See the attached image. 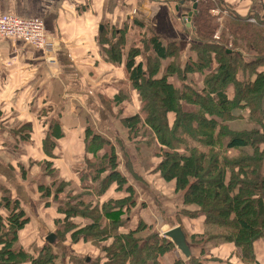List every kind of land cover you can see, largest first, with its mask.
I'll list each match as a JSON object with an SVG mask.
<instances>
[{"label": "trees", "instance_id": "16d2710c", "mask_svg": "<svg viewBox=\"0 0 264 264\" xmlns=\"http://www.w3.org/2000/svg\"><path fill=\"white\" fill-rule=\"evenodd\" d=\"M221 3L198 0L190 42H162L149 33L141 35L142 49L151 54V58L144 54L143 61H138L141 48L128 47L121 53L124 27L100 39L108 44L110 62L124 59L126 79L138 99L137 112L119 119L118 110L115 117L129 138L145 139L143 147L157 159L150 172L172 182L174 192L181 195L185 207L176 217L202 222V231L189 236L178 222L189 250L195 244L200 247L185 263L172 264H231L233 257L238 264H260L256 248L264 235V14L242 17L228 7L222 9ZM215 8L227 11L217 41L213 35L218 17L211 14ZM163 62L167 63L163 66ZM111 102L106 100L103 106L110 114ZM240 111L246 112L245 120ZM237 120L245 121L243 131L229 128L228 123ZM53 134L49 129L42 141L48 158L55 157L50 152ZM85 135V169L76 172L80 173L77 186L57 180L51 162H42L51 184L37 183L40 198L69 189L66 200L54 205L57 229L45 236L41 247L31 248L32 253L19 239L29 219L10 191L0 186V209L6 211V216L0 214V264H56L59 257L70 264H163L162 257L173 251V242L159 235L141 214L146 205L138 202L135 188L116 169L114 150L103 151V145H110L107 139L93 135L90 128ZM152 137L157 142L154 149L147 142ZM231 151L239 155L231 157ZM113 185L124 196L100 202ZM49 206L46 203L45 208ZM59 235L72 244H89L91 252L103 253L104 259L64 258L67 252L56 253L47 240ZM206 244L215 250L231 244L234 250L226 259L211 253L207 260L203 258L209 251H204Z\"/></svg>", "mask_w": 264, "mask_h": 264}, {"label": "crops", "instance_id": "0c3cea01", "mask_svg": "<svg viewBox=\"0 0 264 264\" xmlns=\"http://www.w3.org/2000/svg\"><path fill=\"white\" fill-rule=\"evenodd\" d=\"M182 1L0 0V15L40 20L51 47L49 51H42L22 40L0 38V186L10 191L11 197L19 202L29 219L19 232V239L31 253V248L41 247L45 241L44 225L50 227L53 219L59 217L52 201L41 199L37 191L36 185L40 179L42 183L49 181L51 184L48 171L43 170V161L51 162L57 180L79 184L80 173L76 172L85 169L83 140L86 128H90L93 135H102L112 145L116 144L114 153L119 159V149L126 158L133 151L139 155L145 154L142 153L145 148L132 147L130 143L135 140L130 141L127 130L119 120L138 110L137 96L131 90L123 69L124 59L119 64L107 59L108 44H101L104 41V38L100 40L101 35L109 37L112 31L119 32L124 27V45L126 41L129 42L130 33L134 30L135 37L149 33L162 42H190L193 28L186 27L182 15L191 10L192 2L181 4ZM221 1L222 9L228 7L242 17H261L264 14V0ZM213 10L222 13V16L212 14V17H218L219 26L215 33L220 35L227 11L221 12L218 8ZM187 47L185 54H188ZM121 53L126 51L122 49ZM141 60H144L142 55L138 57V61ZM228 93L231 97V87ZM106 100L113 101L111 114L103 107ZM116 109L121 113L119 119L114 117ZM124 109L131 112L125 114ZM245 113L240 111L244 120ZM49 129L54 132L53 146L50 148L54 158H48L43 150L42 141ZM122 136L125 137L124 142ZM136 139L143 138L140 136ZM140 161V164H145L143 157ZM148 161L151 166H155L157 159L151 156L146 159ZM121 166L118 163V171ZM151 166H146L144 171L151 169ZM130 167V175L138 174L135 170L142 171L132 164ZM146 174L153 173L149 171ZM127 181L134 187L128 178ZM143 182L148 183L146 179ZM27 186L31 189L30 193ZM136 192L140 201L139 193ZM121 196L124 195L117 193L113 185L99 199L104 202ZM46 203L50 204L48 208L44 207ZM28 206L35 207L37 212ZM0 214L6 216V211L0 209ZM182 219L188 236L202 231L200 219ZM223 249L232 253L234 246L226 244L218 250ZM54 250L56 253L59 251L56 248ZM89 250H93L89 244L80 242L77 247L65 248L63 251L67 253L64 258ZM193 250L190 248L191 256L196 254ZM213 251L209 250L203 258L218 252ZM256 255L259 263L264 264V237L257 242ZM61 259L59 257L56 264H70ZM174 260L183 263L188 260L175 245L173 251L162 257L161 261L163 264H172ZM229 262L238 264L234 257Z\"/></svg>", "mask_w": 264, "mask_h": 264}, {"label": "rangeland", "instance_id": "374dc122", "mask_svg": "<svg viewBox=\"0 0 264 264\" xmlns=\"http://www.w3.org/2000/svg\"><path fill=\"white\" fill-rule=\"evenodd\" d=\"M219 14L221 15L222 13L219 12ZM249 22H253V21H249ZM191 26H192V22H191ZM134 31H131L130 40H129V42L126 41V44H125L126 47H125V45L124 46L121 45V46H123V50L127 51L129 46H131L133 48V50L141 48L140 51H141V53H143L142 56L144 58H145L144 54H146L147 57L151 56V54L149 52H145L144 49H142V46H141V43H140V41H142L141 38H143V36H141V35H143L142 31H141L142 34L139 37H135L136 36V30H134ZM138 47H140V48H138ZM149 58H151V57H149ZM166 63L167 62H163L162 65L164 66ZM179 87H180V84H179ZM124 112H126L125 114H129L131 111L127 112L126 109H124ZM116 115H117V109H116L115 116ZM115 118L117 119V117H115ZM169 118H171V116ZM228 126L233 131H243L241 129H245L247 125H246L244 120H237V121H232L231 123H228ZM138 137H140V136H138ZM122 138H123V136H122ZM124 138L122 139L123 142H124ZM129 139H130V141L131 140H135V142L131 141V143H130V144H132V147H137V145L143 147V145L145 144L143 142V139L138 140L139 138L136 139L134 137H130ZM147 142H148L150 148L154 149V148L157 147V142H155V138L154 137L149 138ZM111 143H110L111 146L110 145L109 146L103 145L102 146L103 151H106V152H109V153L112 151V149L115 151L116 150V144L114 146ZM125 143H126L125 146L127 148L128 144H127L126 139H125ZM123 147L124 146L121 147L122 150H123ZM153 149H151V150L153 151ZM142 153H145V154L144 155L142 154L143 155L142 156V155L136 154L135 151H133V154H130L126 158V157L123 156L121 149H119L118 154H120L121 158L119 159L117 157L116 161L119 164L122 165L121 168H120V173L122 172V174H125V175H123V177H125L126 182H127V178H128L130 183H132L134 185L135 190L138 191L139 196L141 198V200L140 201L138 200V202H140V203L144 202V204L146 205L145 209H143L141 211V214H145L148 217V219H146V222L149 225L150 224L153 225V228L156 231H158L159 235L163 236V233L165 231H167V230H169L171 228H174V227H179L178 225H176V223L178 221H179V223H181L182 220H184L182 218L181 219L177 218L176 217V212L179 211L180 209L184 208L185 205L182 204L181 195H179V193H177V192H174L173 183L172 182H165L164 180L159 178L158 173H156V172L153 173V174H149V175L146 174V172L150 171V168H147V170L145 172L144 171L145 167L146 166L147 167L151 166L149 164L150 163L149 161L146 162V159L147 158L149 159L152 155L149 154V151L146 150V148L142 149ZM238 155H239L238 151H231L230 152V156L231 157L232 156H238ZM142 157L145 159V162H144L145 164L144 165L140 164V162H141L140 159H142ZM130 164H132L136 169H139V170H142V171L135 170L138 174H133L132 173L130 175L129 171L132 172V170H130L131 169ZM155 164H157V162ZM152 167H153V165H152ZM116 169L117 170L119 169L118 166H117ZM82 172L83 171L80 169V173H82ZM132 175H134V177ZM143 179H146V181L148 183L143 182ZM38 182L41 183V179ZM43 183H45L44 184L45 187H46L47 184H50L49 181L48 182L43 181ZM74 185L77 186V184H74ZM27 188H28L27 189L28 192L30 193V191H31L30 187L27 186ZM68 189H69L68 187H65V188H63V190L60 193L55 194L53 197H50V198L48 197V198H45V199L49 200V201L56 200V201L52 202L53 205H57L56 203H58L60 205L62 203L61 201L66 200L65 198H66V196L68 194ZM50 190H51V188H50ZM29 203H30V201L28 202V204ZM28 207L30 209L36 210V208L33 207V206H28ZM137 208H138V206H137ZM163 211H165V214H162ZM36 212H37V210H36ZM58 219H60V218H58ZM77 223H79V220H78ZM80 223H83V222L81 221ZM44 226H45V230L43 232H44L45 236L48 233H53V231H55L57 229L56 228L57 225L54 224V219H53V224L50 227H48L46 224ZM181 226H182V228L184 230V227H183L182 223H181ZM263 237H264V235H263ZM194 242L195 241H193V240L191 241V243H194ZM51 244H52V246L54 248H57L59 250H64L65 248H68V247H72V248L73 247H77V246L80 245V242H77V244H72L70 242V239L67 236L59 235V238L55 237L53 239V241L51 242ZM198 247H200V245H196V244L192 245V248L194 249L193 251H195L196 254H198L197 253V251L199 250ZM211 247L212 246L210 244H206V246L204 248V251H208V250H212L213 251V250H215V249H212ZM218 249L215 252L218 251L217 253L220 254L219 255L220 258H222V259L228 258L227 255L230 254V252H229L230 250L228 251V250L223 249V251H221V250H218ZM95 254H96V252L92 253L91 250H89V251H86L84 253H79V256L80 255H81V257L84 256V257H86V259H89V261H93V260L95 261L96 258H99V257L104 259V254L103 253L99 252V254H97V255H95ZM206 255H208V253H206ZM209 257H211V256H209ZM208 258L206 257L207 260H209ZM210 263L211 262H209V264Z\"/></svg>", "mask_w": 264, "mask_h": 264}, {"label": "built area", "instance_id": "2783aa9c", "mask_svg": "<svg viewBox=\"0 0 264 264\" xmlns=\"http://www.w3.org/2000/svg\"><path fill=\"white\" fill-rule=\"evenodd\" d=\"M211 14L218 15L219 11L212 9ZM3 37L14 41L22 40L33 48L42 51H49L51 48L47 42L44 25L40 20L0 15V38ZM213 37L214 40H219L218 32Z\"/></svg>", "mask_w": 264, "mask_h": 264}, {"label": "water", "instance_id": "95a60500", "mask_svg": "<svg viewBox=\"0 0 264 264\" xmlns=\"http://www.w3.org/2000/svg\"><path fill=\"white\" fill-rule=\"evenodd\" d=\"M190 1L192 2L191 10L187 11L185 14L182 15V21L185 23L187 28L191 27V18L196 12L197 3L194 0H183V2ZM164 238L169 239L173 242L175 247L180 251V253L186 258L189 259L190 257V250L185 242V236L182 230L179 227L171 228L163 233ZM54 237L50 236L47 238L48 242L51 243Z\"/></svg>", "mask_w": 264, "mask_h": 264}]
</instances>
